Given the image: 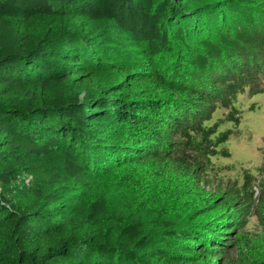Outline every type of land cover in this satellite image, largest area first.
Returning a JSON list of instances; mask_svg holds the SVG:
<instances>
[{
    "label": "trees",
    "instance_id": "trees-1",
    "mask_svg": "<svg viewBox=\"0 0 264 264\" xmlns=\"http://www.w3.org/2000/svg\"><path fill=\"white\" fill-rule=\"evenodd\" d=\"M259 93L264 0H0V264H202L229 243L247 255L264 185L256 196L259 168L221 161L239 99ZM53 157L47 179L14 185ZM147 160L225 188L249 218L182 229L158 180L129 181ZM124 169L139 213L96 195Z\"/></svg>",
    "mask_w": 264,
    "mask_h": 264
},
{
    "label": "rangeland",
    "instance_id": "rangeland-1",
    "mask_svg": "<svg viewBox=\"0 0 264 264\" xmlns=\"http://www.w3.org/2000/svg\"><path fill=\"white\" fill-rule=\"evenodd\" d=\"M238 105L242 109L243 115L241 124L239 125V134L231 139L227 145L232 156L229 159H223L221 163H232L235 164L238 170L246 168L252 172H255L259 168L256 175L257 185L253 189L257 196L264 185V93L253 96H241ZM229 126H231L230 123ZM61 160L62 158L60 157H53L49 163L48 161H46L47 163H40L35 168L33 176L18 175L14 185H20L21 182L27 185H34L37 181L47 179L49 175L59 169ZM153 166H157L158 168H154ZM124 170H118L114 173L110 183L106 187L96 179L97 184H100V187H95V191H99L96 195L106 192L109 199H111V208H116L117 213L122 212L125 215L134 211L139 213V204H136L132 208L129 204L130 200L123 201L121 196V190L127 180L124 175L126 169ZM121 172L124 173L120 174ZM127 175L129 181L135 179V177L140 179L145 175L147 176V183L151 184L153 180H158L155 184H158L163 193L158 203H163V207L171 208L172 212L175 213L177 222L184 230L190 226L199 224H203L202 226H204L208 222H213L218 217H228L234 213H236L237 217L249 218V215L240 216L241 212L239 211L242 208L238 204L231 202L233 195L229 196L225 188L219 187L217 184L208 185L204 181L198 186H192V181H189V185H187V181L182 180L180 177L178 178L173 168L168 164L162 165L158 163L155 165L147 160L137 166H132L130 173ZM182 188H186V190L184 191ZM148 194H150L149 190ZM214 198L216 200L210 203V200ZM200 213L202 215L198 216ZM178 216L179 218L177 219ZM193 218L194 220L191 221ZM189 230L191 231V228L187 229V231ZM230 241L234 244L237 243L236 240ZM243 247L247 250V255L241 253L242 249L240 251V248L238 249L233 244L231 246L230 243L219 254L217 250L211 249L207 252L210 261L203 260L202 264H256L259 260L258 258L262 259L264 257V234L261 239L254 240L251 246Z\"/></svg>",
    "mask_w": 264,
    "mask_h": 264
}]
</instances>
